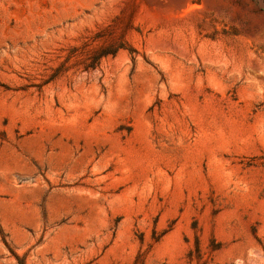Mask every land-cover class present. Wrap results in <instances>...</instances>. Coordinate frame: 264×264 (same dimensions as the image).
Listing matches in <instances>:
<instances>
[{
    "label": "rangeland",
    "instance_id": "374dc122",
    "mask_svg": "<svg viewBox=\"0 0 264 264\" xmlns=\"http://www.w3.org/2000/svg\"><path fill=\"white\" fill-rule=\"evenodd\" d=\"M0 264H264V0H0Z\"/></svg>",
    "mask_w": 264,
    "mask_h": 264
}]
</instances>
